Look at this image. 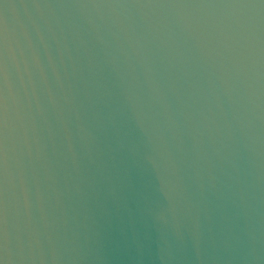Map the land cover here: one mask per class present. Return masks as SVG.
I'll return each instance as SVG.
<instances>
[{"label": "water", "instance_id": "1", "mask_svg": "<svg viewBox=\"0 0 264 264\" xmlns=\"http://www.w3.org/2000/svg\"><path fill=\"white\" fill-rule=\"evenodd\" d=\"M0 264H264V0H0Z\"/></svg>", "mask_w": 264, "mask_h": 264}]
</instances>
